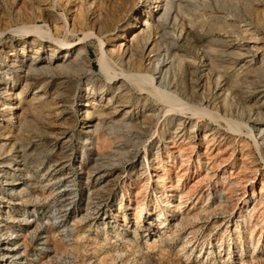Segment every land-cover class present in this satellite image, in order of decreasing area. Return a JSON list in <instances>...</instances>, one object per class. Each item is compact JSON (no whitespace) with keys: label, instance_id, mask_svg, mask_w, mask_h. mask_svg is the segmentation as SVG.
<instances>
[{"label":"rangeland","instance_id":"1","mask_svg":"<svg viewBox=\"0 0 264 264\" xmlns=\"http://www.w3.org/2000/svg\"><path fill=\"white\" fill-rule=\"evenodd\" d=\"M88 17L143 89L24 34ZM263 65L264 0H0V264H264Z\"/></svg>","mask_w":264,"mask_h":264},{"label":"bare ground","instance_id":"2","mask_svg":"<svg viewBox=\"0 0 264 264\" xmlns=\"http://www.w3.org/2000/svg\"><path fill=\"white\" fill-rule=\"evenodd\" d=\"M156 2V1H155ZM145 5V4H144ZM141 6H142V4H141ZM91 7V6H90ZM146 7V6H145ZM154 7V6H153ZM90 20V22H89V24H90V26H92L93 28H95L96 29V31L93 33V32H91V31H88V33H84V35H83V37H81V38H79V42L77 43H75V42H68L67 40H64V38H63V40H60L58 37H54V35H52V34H50L49 32L48 33H46V34H44V35H42V36H40V37H38V35H40L41 34V31L39 30L40 29V26L39 27H31V26H29V27H27V31L24 33L25 35L26 34H28L29 36H32V37H36V38H34L33 40H35L36 42H39L37 45L38 46H35V49H40V48H44V47H46V46H48V45H56L55 47H58L59 49H61V50H63L65 53H63L62 55H60V57L59 56H57L56 55V58H52V56H53V52H54V48L52 49V52L50 53V57L46 60V62L47 63H50L53 59H57V58H67L69 55V52H71V50H72V48L74 47L75 48V46L76 45H78L79 43H81L82 42V40H84V38H86V37H88V36H94V37H96V39L98 40V43H99V46H100V48L102 49V50H104V51H101V55H100V57L98 58V60H97V64H98V68H97V71L98 72H104V74L107 76H111L112 75V73H114L113 74V78L114 79H118V81L117 82H119V87H120V90L122 89V87L124 86V83H123V80L125 79V80H128V81H130V82H134L135 84H136V86L137 87H139L140 89H143L144 87H143V85L145 84V83H147L148 82V80L142 75V74H140L139 72L137 73L136 71V73L134 72H129V71H125V70H120L119 72H117V73H115V72H113L112 70H110L111 68L109 67V64H108V59H107V57H106V55H105V53H106V50L105 49H103L102 48V44L104 43L105 44V42L102 40V33L104 32V31H107V30H109V28L111 27L110 25H112V27H116V25L117 24H120L121 22H122V17L120 18V17H114V18H112L110 21H108V20H106V21H100V20H98L97 19V17L95 18H93V17H88ZM148 14L146 15V17L145 18H143L142 20H140V25H135V24H133V23H129L128 25H127V27H134L135 29L132 31V33H131V36L127 39V42H125L124 44H123V51H122V53H120L119 54V56L118 57H116L117 59H118V61H119V63L121 64V63H124L125 61H126V59H127V57L131 54V53H134L135 52V50H138V48H137V46H136V43H137V40H138V38H139V36L140 35H143L145 32H146V30H147V28L149 27V25H151V21H149L148 19ZM135 19H136V17H135ZM102 20V19H101ZM65 21V19L62 21V22H64ZM63 24V23H62ZM62 28L63 29H65L66 31H69V29H66L65 28V24H63V26H62ZM69 32H71V31H69ZM64 33V32H63ZM95 34H97V36L95 35ZM81 41V42H80ZM31 43V41L29 42V44ZM99 48V49H100ZM77 51H78V49L77 48H75ZM75 49H73V51H76ZM80 52L82 51V54L84 55V56H86V54L84 53V47H82V49L81 50H79ZM112 51V53L110 52V50H109V52L111 53V55H114V56H117V53H116V50L115 49H112L111 50ZM134 51V52H133ZM89 52V51H88ZM244 55V54H243ZM245 57V56H244ZM52 58V59H51ZM116 59V60H117ZM64 61V60H63ZM110 62H112L111 60H109ZM138 66V65H137ZM264 66V65H263ZM136 68V67H135ZM97 73V72H96ZM120 79H122V80H120ZM150 81V80H149ZM146 88V87H145ZM155 91L156 89L155 88H153L152 87V90L151 91ZM119 91V90H118ZM153 91V92H154ZM158 91V90H157ZM156 91V92H157ZM117 92V91H116ZM159 92V91H158ZM152 94H154V93H152ZM155 94H157V93H155ZM163 96V95H162ZM157 97V96H156ZM159 97V96H158ZM165 97V96H164ZM168 97V96H167ZM170 97V96H169ZM161 98V97H160ZM169 99H171V98H169ZM125 99L123 98V99H120V100H118L117 101V107L119 108L118 109V111L119 112H122V110L124 109V108H127L128 107V104L124 101ZM177 101V100H176ZM91 103V102H90ZM174 104H176V103H174ZM82 105H88L89 106V103H84V104H82ZM172 105H173V103H172ZM178 105V104H177ZM84 107V106H83ZM121 110V111H120ZM128 111H129V109H128ZM96 113V112H95ZM131 114V113H130ZM130 114L129 115H126L125 117H123L124 119H121V120H115L114 118H113V116L112 117H110L109 118V120L107 121V122H109L110 120V122H111V129H113V127L114 126H119L120 124H122L123 126H125L126 125V123H127V119H129V117H130ZM96 115H98V116H101L102 117V115H103V113H101V112H97L96 114H95V116ZM107 117V116H106ZM109 117V116H108ZM87 118H92V116L91 117H87ZM96 118V117H95ZM98 119V118H97ZM96 125H98V124H96ZM95 125V126H96ZM141 127H143V126H138L137 128H141ZM133 128V127H132ZM260 130L261 131H263L261 128L259 129V132H260ZM254 136V135H253ZM263 140H264V137L262 136V135H259ZM254 138V137H253ZM257 140V139H256ZM256 140H254V141H256ZM260 145V144H259Z\"/></svg>","mask_w":264,"mask_h":264},{"label":"trees","instance_id":"3","mask_svg":"<svg viewBox=\"0 0 264 264\" xmlns=\"http://www.w3.org/2000/svg\"><path fill=\"white\" fill-rule=\"evenodd\" d=\"M96 66V65H95Z\"/></svg>","mask_w":264,"mask_h":264}]
</instances>
